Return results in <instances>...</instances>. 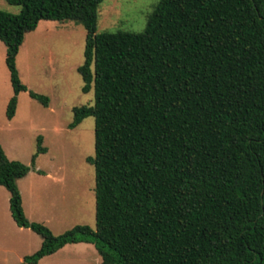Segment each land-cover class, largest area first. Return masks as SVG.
Returning a JSON list of instances; mask_svg holds the SVG:
<instances>
[{
    "label": "trees",
    "instance_id": "obj_1",
    "mask_svg": "<svg viewBox=\"0 0 264 264\" xmlns=\"http://www.w3.org/2000/svg\"><path fill=\"white\" fill-rule=\"evenodd\" d=\"M6 1L19 7L0 10L6 117L27 91L16 56L40 20L83 26L77 71L94 92L68 124L94 118V229L30 221L17 180L47 147L37 136L27 165L0 146L11 216L42 239L23 263L87 242L100 264H264V0H158L137 33L97 32L103 0Z\"/></svg>",
    "mask_w": 264,
    "mask_h": 264
},
{
    "label": "rangeland",
    "instance_id": "obj_2",
    "mask_svg": "<svg viewBox=\"0 0 264 264\" xmlns=\"http://www.w3.org/2000/svg\"><path fill=\"white\" fill-rule=\"evenodd\" d=\"M158 0H103L98 6L97 32H142ZM0 10L17 13L19 7L0 0ZM85 29L73 21L40 20L25 34L16 56L19 78L27 91L17 94L12 118L6 106L14 94L0 41V146L10 159L30 165L37 136L45 153L37 156L28 177L20 182L25 215L61 234L76 224L95 228L94 167L86 161L94 155V118H84L68 128L74 106L91 105L94 92L82 91L77 67L84 61ZM29 91L47 96L45 106ZM37 167L38 169L36 170ZM40 170V172H38ZM7 193L6 189L0 186ZM0 264H24L23 257L39 248L41 237L18 227L8 208L0 206ZM91 243L67 244L38 264H100Z\"/></svg>",
    "mask_w": 264,
    "mask_h": 264
},
{
    "label": "crops",
    "instance_id": "obj_3",
    "mask_svg": "<svg viewBox=\"0 0 264 264\" xmlns=\"http://www.w3.org/2000/svg\"><path fill=\"white\" fill-rule=\"evenodd\" d=\"M5 46V45H4ZM5 51H6V48H5ZM10 78V77H9ZM36 168V170L38 169L37 167H35ZM28 177V174L26 175V176H24V177H22V178H20V179H18L17 180V185H18V188H19V191H20V193H21V198H22V206H23V210L25 211V196H24V193H23V190L21 189V186H20V182L23 180V179H25V178H27ZM0 186H2V185H0ZM3 187V186H2ZM5 188V187H4ZM7 191V190H6ZM3 206V207H5V208H8L9 209V192L7 191V193H5V191L3 190V189H1L0 188V206ZM9 211H10V209H9ZM10 215H11V213H10ZM12 217V216H11ZM13 219V218H12ZM14 221V220H13ZM15 222V221H14ZM16 224V223H15ZM44 224V223H43ZM17 225V224H16ZM18 226V225H17ZM19 227V226H18ZM24 228V227H23ZM32 231V230H31ZM41 241H42V239H41ZM8 242H12V241H6V240H0V243L2 244V245H5L6 243L9 245L10 243H8ZM80 243V242H79ZM41 244V243H40ZM73 244H76V243H73ZM67 245V244H66ZM40 246V245H39ZM64 247V246H63ZM62 247V248H63ZM49 256V255H48ZM46 257V256H45ZM45 257H43V258H41L40 260H39V262L40 261H42ZM38 262V263H39ZM37 263V264H38Z\"/></svg>",
    "mask_w": 264,
    "mask_h": 264
}]
</instances>
